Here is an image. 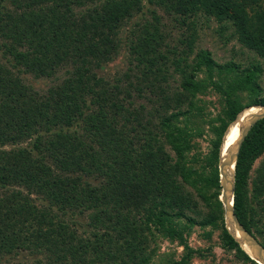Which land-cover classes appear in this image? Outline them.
Here are the masks:
<instances>
[{
    "label": "trees",
    "instance_id": "16d2710c",
    "mask_svg": "<svg viewBox=\"0 0 264 264\" xmlns=\"http://www.w3.org/2000/svg\"><path fill=\"white\" fill-rule=\"evenodd\" d=\"M6 1L0 0L1 31L4 40H9L4 44V54L20 70L16 74L0 62V250L11 254L14 249L25 251L32 246L37 249L46 246L62 264H148L149 253L144 245L152 237L148 233L153 226L172 237H181L177 233V219L184 218L194 205L187 186L204 187L202 192L216 191L214 201L206 199L214 207L210 224L218 226L219 214L225 225L220 201L221 147L230 125L241 112L264 106V100L242 106L235 98L242 92L259 93L261 67L247 70L235 82L234 89L216 86L226 99L227 120L215 129L217 140L210 175L194 179L196 169L185 161L190 141L178 125L181 114L175 111L189 95L195 96L200 86L186 82L179 93L174 92L169 82V78L184 72L186 53L192 51L190 40L182 41L186 47L183 50L168 46L158 60L146 61L141 76L144 82L149 79L146 88L150 108L136 106L130 98L120 100L109 85H100L92 68L95 62L105 63L117 55L122 46L120 33L134 15L143 13L142 0H11L13 9L4 5ZM149 1L169 15L176 12L187 21L202 7L212 16L230 21L240 42L264 57V0ZM87 5L93 9L74 13L75 7ZM152 13L154 21L140 28L134 43L133 52L139 58L156 53L166 42L156 12ZM153 43L156 47H151ZM210 56L209 52L202 56L205 65L216 67ZM71 63L77 65L73 66L72 77L52 86L47 96L35 93L20 75L23 69L36 78H53ZM94 105H98L97 112ZM81 122H85L86 131L91 128L97 135L92 144L68 133ZM10 123L17 129H12ZM35 134L39 140L45 136L60 150L64 148L71 153L75 148L80 152L68 158L67 171L91 169L100 162L98 172L115 179L114 183L105 191L91 184H80V178L56 176L43 158L33 159L27 148L3 150L9 143ZM167 144L178 156L177 161L166 151ZM84 156L92 161H85ZM261 157H264V119L243 142L234 188V208L239 221L264 246V160L254 178L252 175L254 164ZM13 183L25 186L28 195L8 187ZM33 192L46 195L53 206L62 210L79 205L93 211L88 214L86 236H79L76 228L64 225L56 229L54 218L31 200ZM34 226L38 228L29 232ZM224 235L228 246L236 249L241 258L258 264L226 228Z\"/></svg>",
    "mask_w": 264,
    "mask_h": 264
},
{
    "label": "rangeland",
    "instance_id": "374dc122",
    "mask_svg": "<svg viewBox=\"0 0 264 264\" xmlns=\"http://www.w3.org/2000/svg\"><path fill=\"white\" fill-rule=\"evenodd\" d=\"M142 1L144 4L143 13L134 15V18L120 33L122 46L117 55H114L105 63L95 62L92 72L98 78L100 85H109L110 91L118 93L120 100H128L130 98L135 102L136 106L143 105L150 108L147 100L150 93L146 88L149 79L144 82L141 76V71L146 69V61L158 60L159 54H164L168 50V46L183 50L186 47L182 45V41L190 40L192 51H187L186 53L187 60L186 63L183 62L185 66L182 68L184 72L178 77L169 78V82L174 92L179 93H182L186 82L193 81L195 85L200 86L195 96L189 95L188 100H185L184 104L175 113L181 114L178 125L184 130V135L190 141V151L186 153L185 161L188 166H193L196 169L194 179H205L211 173L212 152L217 140L215 129L219 128L224 120H227L226 99L217 91L216 86L220 88L227 86L224 90L228 88L234 89L237 87L235 82L242 79L247 70L254 69V66H260L262 73L258 75V84L261 88L259 93L242 92L235 98H237L239 105L242 106L261 102L264 100V57L248 49L240 42L236 29L230 21H224L212 16L202 7H198L199 10L195 12L196 14L193 18L187 21L176 12L169 15L164 8L157 4H151L149 0ZM4 5L9 9L14 8L11 0H7ZM89 7L93 9L91 5L75 7L74 13L83 14ZM152 12H156V16L159 19L158 25L162 29L161 32L166 36V42L158 47L156 53H149V55L139 58L133 52L134 43H136L135 41L140 34V28L144 27L146 23L154 21ZM8 41L4 40L0 23V62L6 66L5 69L8 68L17 74L20 69L15 68L10 57H6L4 54V44ZM151 47H156V44H151ZM206 52L211 54L210 58L216 63V67L210 68L209 65H205L202 56ZM73 66L77 67L73 63L65 65L53 78H36L32 74H26L23 69H21L20 75L25 84L30 86L35 93L47 96L52 86L61 84L65 79L72 77ZM218 66L227 68L219 69ZM169 70L172 72L173 68ZM161 85L163 87L167 86L165 83ZM96 89L100 92V88ZM177 89L180 91H177ZM94 110L95 112L99 110L98 105H94ZM176 122L178 123L179 121ZM10 125L12 129H17L11 123ZM84 127L85 122H81L74 129L71 128L68 133H74L79 140L92 144V140L96 139L97 135L93 129L91 130L90 128L86 131ZM25 148L31 151L33 159L43 158V161L52 167L56 176L69 177L76 180L80 178V184H91L92 187L104 188V191L110 187L108 186L109 184H113L115 181L108 175H101L98 172L97 167L100 162L91 169L67 171L68 158L72 159L80 155V152L75 148L71 153L64 148L60 150L59 147H55L43 135L40 140L39 135L35 134L30 138L11 142L3 150L10 151ZM71 150H73V147ZM166 151L175 161L178 160V156L169 144L166 145ZM263 160L264 157H261L255 162L252 172L253 178ZM85 161H92V159L85 158ZM8 187L19 189L24 195H28V190L20 183H13ZM186 188L192 195L194 205L185 212L184 218L177 219L179 220L177 233L181 237H172L167 232L156 230L153 226L151 233H148V236L152 237H148L147 243L144 245L149 253L150 261L148 264H251L241 258L237 250L230 248L227 241H225L224 230L228 227L225 215V225H223L222 217L220 218L219 214L214 210V213L218 215V226L210 224L209 217L213 213L211 209H214V207L206 199L214 201L213 193L216 191L208 189L202 192L204 187L192 189L187 186ZM31 200L40 210L48 212L54 218L56 229H59V225H64L69 228H76L79 236H86L88 214L93 211H87L79 205L77 208L62 210L58 206H53L46 195H41L38 192L31 194ZM83 201L84 198L82 197ZM37 228L36 226L31 227L29 232H33ZM0 264L62 263L61 260L55 259L46 246L40 249L32 246L31 249L25 251L14 249L11 254L0 250Z\"/></svg>",
    "mask_w": 264,
    "mask_h": 264
},
{
    "label": "bare ground",
    "instance_id": "6f19581e",
    "mask_svg": "<svg viewBox=\"0 0 264 264\" xmlns=\"http://www.w3.org/2000/svg\"><path fill=\"white\" fill-rule=\"evenodd\" d=\"M263 107L264 106H253L250 108H246L238 115L236 121H234L230 125L225 135L224 142L221 147L222 167L220 166V168L223 170L221 179H223L224 183L226 184L229 181H233L232 179L234 177L235 156L239 150L240 143L242 142L245 134L256 122L261 121L264 118ZM230 157H232V159H230ZM231 230L240 240L241 238L239 232H236L232 227ZM247 244L241 242L242 250L245 253L247 252L249 255L247 253L246 254L249 257L251 256L252 258H254L258 264H264V254L258 252L251 245Z\"/></svg>",
    "mask_w": 264,
    "mask_h": 264
},
{
    "label": "water",
    "instance_id": "95a60500",
    "mask_svg": "<svg viewBox=\"0 0 264 264\" xmlns=\"http://www.w3.org/2000/svg\"><path fill=\"white\" fill-rule=\"evenodd\" d=\"M264 108V107H263ZM264 119V118H263ZM262 119V120H263ZM260 122V121H258ZM256 122L249 130L248 132L245 134L242 142L240 143L239 146V150L235 156V168H236V164H237V160L243 145V142L246 138V136L249 134V132L253 129V127L258 123ZM230 159H232V157H230ZM222 167V162L219 165ZM235 168H234V177H233V181H229L227 184L224 183L223 179L220 178V184H221V188H222V194L220 197V201L223 204L224 207V211H225V217H226V222H227V229L229 231V233L233 236V238H235L237 240V242L240 243V247H242L241 242L247 244V245H251L254 249H256L258 252H261L262 254H264V246L262 245V243L260 242V240L258 238H256L253 234H251L243 225L242 223L239 221L236 213H235V208H234V188H235ZM219 172H220V177H222L223 174V170L219 167ZM231 227L234 228V230L236 232H239L240 234V240L238 239V237L233 233V231L231 230ZM239 230V231H238ZM247 253V252H246ZM248 254V253H247ZM249 255V254H248ZM251 257V256H250ZM252 260H254L256 262V260L254 258L251 257ZM257 263V262H256Z\"/></svg>",
    "mask_w": 264,
    "mask_h": 264
},
{
    "label": "clouds",
    "instance_id": "9594fccd",
    "mask_svg": "<svg viewBox=\"0 0 264 264\" xmlns=\"http://www.w3.org/2000/svg\"><path fill=\"white\" fill-rule=\"evenodd\" d=\"M242 249V248H241Z\"/></svg>",
    "mask_w": 264,
    "mask_h": 264
}]
</instances>
